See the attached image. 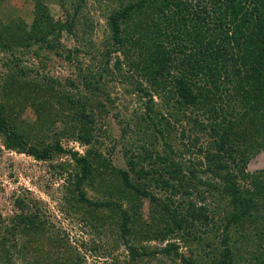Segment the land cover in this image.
I'll return each instance as SVG.
<instances>
[{
  "label": "trees",
  "instance_id": "1",
  "mask_svg": "<svg viewBox=\"0 0 264 264\" xmlns=\"http://www.w3.org/2000/svg\"><path fill=\"white\" fill-rule=\"evenodd\" d=\"M115 4L100 42L85 12L87 0H60L62 20L38 0L31 24L0 22V52L13 57L1 92L3 146L43 162L69 157V166H60V175L67 174L66 210L93 221L98 231L112 228L115 249L127 252L124 262L116 257L106 264H264V170L248 172L264 150V0ZM47 51L73 64L87 90L117 85L138 98L140 108L120 121L127 170L112 164L114 147L103 150L111 135L102 120L110 115L106 103L74 92V79L64 87L33 76L19 57L31 52L46 67L41 55ZM25 104L35 108L34 132L20 118ZM61 112L68 115L59 136ZM46 133H55L54 139L46 142ZM62 138L89 147L86 154L64 149ZM87 184L107 200L89 199ZM155 190L167 197L158 198ZM127 191L150 199L149 221L140 219L135 203L124 209ZM14 206L21 213L10 221L0 213V262L14 264L19 257L23 264H62L53 256L69 242L51 233L42 215L29 214L23 199ZM103 209L117 220L111 211L102 221ZM145 242L161 246L147 249ZM183 245L187 254L180 252ZM69 261L83 264L84 258Z\"/></svg>",
  "mask_w": 264,
  "mask_h": 264
},
{
  "label": "rangeland",
  "instance_id": "2",
  "mask_svg": "<svg viewBox=\"0 0 264 264\" xmlns=\"http://www.w3.org/2000/svg\"><path fill=\"white\" fill-rule=\"evenodd\" d=\"M38 0H0V22L10 23L23 20L28 24H31L37 14L36 4ZM116 0H87V8L85 12L89 13L94 23L96 24V31L94 37L100 42L104 35L108 33L106 17L111 7H116ZM44 5L48 6L55 21L64 19V9L60 5V0H44ZM93 37V38H94ZM62 43L68 48H73L74 44L67 40L65 37ZM24 56V57H23ZM22 57L23 64L33 70V76H39L41 79L48 77L49 79L60 82L65 87V80L68 78L74 79L78 83V88L74 89L77 92L79 89L85 95H97L102 102L106 103L107 111L110 113L106 119L103 117V121L110 126L111 135L108 140H104V149H111L114 147V151L111 153L110 158L112 164L117 170L128 169L125 152L126 148L123 145L124 140L121 139V124L120 121L123 118H129V114L140 108L138 98L130 96L121 86L110 85L107 92H92L86 89L84 84H80L76 76L77 69L65 58L56 55L53 52L47 51L41 55L45 56L47 63L46 67H42L39 58H35L31 52L24 54ZM10 53L0 52V105L2 98V89L7 81V71L5 70V64L12 59ZM85 64H89V59H86ZM63 89V87H62ZM27 94V93H26ZM24 95V94H23ZM22 95V97H23ZM29 98V96L27 95ZM137 108V109H136ZM20 110V106L16 105V112ZM48 111V109H47ZM46 111V113H47ZM128 111V112H127ZM120 112V113H118ZM58 116L60 120L56 125L55 133L59 136L64 128V124L61 123L62 118L66 119L67 113H60ZM124 114V116H123ZM120 115V116H119ZM128 115V116H127ZM127 116V117H126ZM20 118L25 122L32 125L33 132L37 127V117L35 108L31 105L25 104L23 112L21 111ZM54 133V134H55ZM54 134L50 133L45 135L46 142L52 141ZM195 134V132H194ZM193 134V138L196 135ZM202 140L205 139L203 134ZM53 138V139H51ZM136 140V137L132 138ZM129 141V139H126ZM188 141V140H187ZM64 149H73L79 152L81 155L86 154L89 147H86L76 141H68L65 138L61 139ZM193 158V154L187 155ZM70 159L68 156H56L52 161H38L34 157L19 154L17 152L9 151L3 146V139L0 137V213L3 215V219L9 220L15 215L20 214V210L14 206L16 199H23L29 208L26 210L29 214L42 215L49 224V230L52 233H58L65 240L69 242V248L61 249L60 252L55 254L53 258H58L62 264H70L69 258L73 255L76 259L78 255L84 258L83 264H106L112 262L116 257L121 262L127 260V252L124 248L115 249L116 233L112 232V228L105 226L104 229L98 231L95 227L96 224L79 214L69 213L66 210L65 199L67 183L65 177V171H62L65 175H60L62 164L69 166ZM71 168V167H70ZM69 169V167H67ZM264 170V150L259 153L249 163L248 172H258ZM89 199L107 200V197L99 196L97 192L93 191L92 186L88 185L85 188ZM158 198L167 197V195L161 191L155 190ZM126 198H129L127 201ZM117 201L118 199L115 198ZM120 202V201H118ZM208 202V201H206ZM124 209L130 210L134 204V210L137 211L141 220L149 221L150 214L153 209V204L149 198H144L142 195L133 196L131 191H127L123 200L121 201ZM112 210L103 209L99 211L104 213L102 221H107L110 217ZM113 213V211H112ZM117 216V214L111 215ZM113 218V217H112ZM115 219V218H113ZM117 220V219H115ZM13 224V223H12ZM253 228V227H252ZM116 227L115 230H117ZM17 243V242H16ZM18 245L20 250L21 245ZM156 242L143 243L142 247L147 249H155L160 247ZM69 250V251H68ZM181 253L187 254L188 248L183 245L180 249ZM106 254H110L105 258ZM14 264H23L19 257H14ZM151 264H155L157 261L152 260ZM0 264H2L0 262Z\"/></svg>",
  "mask_w": 264,
  "mask_h": 264
}]
</instances>
